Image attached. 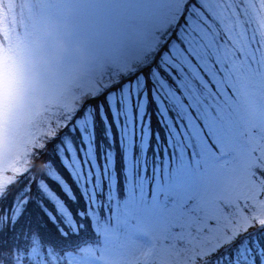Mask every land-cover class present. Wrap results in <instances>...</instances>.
Instances as JSON below:
<instances>
[{"label": "snow or ice", "instance_id": "snow-or-ice-1", "mask_svg": "<svg viewBox=\"0 0 264 264\" xmlns=\"http://www.w3.org/2000/svg\"><path fill=\"white\" fill-rule=\"evenodd\" d=\"M196 3L166 23L170 0H86L80 23L94 48L95 86L37 150L54 171L29 177L0 207V236L10 226L14 248L35 227L46 252L57 247V264H105L147 228L181 244L209 231L192 205L245 90L264 94V63L255 52L222 58L232 41L210 26V11L204 19L188 11ZM210 255L212 264H264V226ZM9 264L29 259L18 250Z\"/></svg>", "mask_w": 264, "mask_h": 264}, {"label": "rangeland", "instance_id": "rangeland-1", "mask_svg": "<svg viewBox=\"0 0 264 264\" xmlns=\"http://www.w3.org/2000/svg\"><path fill=\"white\" fill-rule=\"evenodd\" d=\"M85 2L0 0V198L47 170L32 159L34 145L43 148L48 133L95 86L94 48L80 23ZM187 4L170 0L166 23L179 19ZM188 11L201 19L210 11V26L232 41L222 58L255 52L264 63V0H212L210 9L208 0H197ZM231 67L238 71L240 64ZM220 150L192 205L208 221V232L165 243L162 228H147L105 264H212L216 248L264 226V178L258 174L264 170V94L257 87L245 90ZM84 247L91 252L92 245Z\"/></svg>", "mask_w": 264, "mask_h": 264}, {"label": "trees", "instance_id": "trees-1", "mask_svg": "<svg viewBox=\"0 0 264 264\" xmlns=\"http://www.w3.org/2000/svg\"><path fill=\"white\" fill-rule=\"evenodd\" d=\"M83 99H84V98H83ZM83 99H82L81 101L78 102L77 107H78L79 104L83 101ZM69 118H70V116H69ZM62 127H63V125H62V126H58V127H57V130L53 132L52 136L55 135V134L57 133V131H58L60 128H62ZM48 151H49V150H48L47 148L44 149V153H45V154H47ZM36 157H37V159H38L37 162H36V164L39 165V163H40L41 167H46V166H42L43 163H46V162H45V160H46V155H41V156L38 157V156H37V152H36V154L32 155V159H34V158H36ZM46 164L49 165L47 169H49V170H50V169H51V170L53 169L52 166H51L49 163H46ZM46 171H47V170H46ZM42 174H45V171L41 172V175H42ZM12 196H14L13 193H10V194L7 196V198H8L7 202H8V203H9V201L11 200ZM5 203H6V202H5ZM5 203L2 204L1 206L3 207V206L5 205ZM73 210H75V206H73ZM36 215L39 216V213L37 212ZM62 219H63V218H62ZM9 227H10V226H8V228H9ZM34 229H36V228L33 227V228H31L30 230H28V231H29V235H28V237L32 234V232L34 231ZM35 231H37V232L39 233V230H38V229H36ZM33 234H34V232H33ZM33 234H32V235H33ZM10 235H12L11 232H9V231H5L4 235L1 236V238H2V240H6ZM32 235H31V237H32ZM31 237L28 239L29 241H30ZM22 241H24L23 238L20 240V243H21ZM3 243H4V242H3Z\"/></svg>", "mask_w": 264, "mask_h": 264}]
</instances>
